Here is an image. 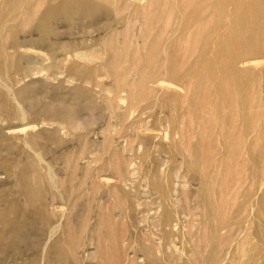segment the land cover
<instances>
[{
	"label": "rangeland",
	"instance_id": "rangeland-1",
	"mask_svg": "<svg viewBox=\"0 0 264 264\" xmlns=\"http://www.w3.org/2000/svg\"><path fill=\"white\" fill-rule=\"evenodd\" d=\"M12 1L0 264H264V57L239 65L243 111L231 93L195 107L186 0Z\"/></svg>",
	"mask_w": 264,
	"mask_h": 264
},
{
	"label": "bare ground",
	"instance_id": "bare-ground-1",
	"mask_svg": "<svg viewBox=\"0 0 264 264\" xmlns=\"http://www.w3.org/2000/svg\"><path fill=\"white\" fill-rule=\"evenodd\" d=\"M195 2L196 0H186V7L190 8L194 15L189 28L193 27L195 32L187 38L189 45L183 51L180 62V66L186 63L192 66L186 71L184 78L187 79V83H194L193 92L198 94L203 90L201 99L195 103V107L201 106L204 98L206 99L210 94L220 95L232 104L233 99H229L231 93L234 95L238 111H243L246 107L247 84L252 73L240 70L239 65L246 64L247 60L244 59L249 56L264 57V0H236L231 3L233 14L230 30L224 34L220 33L222 26L219 14L229 5V1L202 0L198 6L196 5L197 7H194ZM16 3L17 0L12 1L13 6H16ZM208 18L217 19V22L214 27L206 31L203 23ZM211 41L213 48L209 45ZM194 54H197V57L192 59ZM256 62L255 66L258 63ZM168 74L173 73L169 71ZM247 118L248 115L245 118L242 116L244 121Z\"/></svg>",
	"mask_w": 264,
	"mask_h": 264
}]
</instances>
